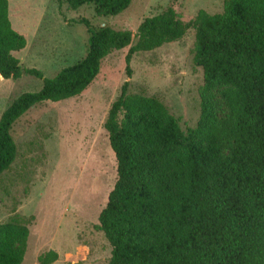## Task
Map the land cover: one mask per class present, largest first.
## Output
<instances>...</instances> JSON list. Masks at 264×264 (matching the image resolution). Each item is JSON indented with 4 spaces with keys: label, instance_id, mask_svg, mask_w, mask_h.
<instances>
[{
    "label": "trees",
    "instance_id": "16d2710c",
    "mask_svg": "<svg viewBox=\"0 0 264 264\" xmlns=\"http://www.w3.org/2000/svg\"><path fill=\"white\" fill-rule=\"evenodd\" d=\"M55 1L113 17L133 0ZM84 21V59L44 78L22 71L15 53L27 39L12 25L9 1L0 0V76L43 80L40 91L21 95L0 118V177L18 155L13 128L32 108L81 96L115 51L130 48V76L135 54L194 29L193 60L204 73L194 129L184 132L159 99L131 94L129 82L109 112L105 128L118 178L99 217L112 247L108 264H264V0H224L221 13L200 10L190 22L169 7L145 19L136 34ZM28 225L18 218L0 224V264H23ZM58 258L51 250L38 261Z\"/></svg>",
    "mask_w": 264,
    "mask_h": 264
},
{
    "label": "rangeland",
    "instance_id": "374dc122",
    "mask_svg": "<svg viewBox=\"0 0 264 264\" xmlns=\"http://www.w3.org/2000/svg\"><path fill=\"white\" fill-rule=\"evenodd\" d=\"M13 27L27 39L16 52L21 69L44 78L82 59L88 51L86 20L94 28L110 26L136 34L141 23L173 7L184 22L200 10L223 11L224 0H133L121 14L107 17L93 6L71 10L55 0H8ZM195 30L175 43L134 55L130 48L107 56L84 93L32 108L14 126L18 155L0 177V224L13 218L29 223L23 264L56 251L53 264H108L112 247L100 230L99 217L118 178L117 160L105 128L113 103L129 82L131 94L157 98L180 122L194 129L201 115L204 73L194 64ZM136 42V40H134ZM43 80L23 73L17 80L0 76V118L21 95L38 92Z\"/></svg>",
    "mask_w": 264,
    "mask_h": 264
}]
</instances>
